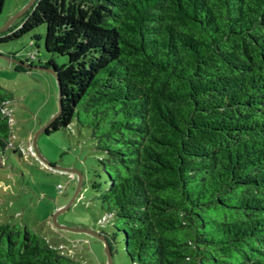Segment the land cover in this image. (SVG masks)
I'll return each instance as SVG.
<instances>
[{
	"label": "trees",
	"instance_id": "trees-1",
	"mask_svg": "<svg viewBox=\"0 0 264 264\" xmlns=\"http://www.w3.org/2000/svg\"><path fill=\"white\" fill-rule=\"evenodd\" d=\"M18 18L0 43L43 25L45 52L66 57L42 58L33 38L20 61L60 82L43 131L75 124L95 141L111 254L122 242L131 264H264V0H35ZM12 101L0 85V165L31 154ZM65 248L0 220V264H81Z\"/></svg>",
	"mask_w": 264,
	"mask_h": 264
},
{
	"label": "rangeland",
	"instance_id": "rangeland-1",
	"mask_svg": "<svg viewBox=\"0 0 264 264\" xmlns=\"http://www.w3.org/2000/svg\"><path fill=\"white\" fill-rule=\"evenodd\" d=\"M28 1L5 0L0 13V26ZM13 23L19 24L20 19L16 18ZM33 38L39 44L42 58L53 57L59 65L66 61L64 56L45 52L43 25L19 38L0 43V85L13 94L7 111L12 116L14 144L21 143L30 148L29 143H33L36 136L38 148L37 153L24 156L10 149L6 151L7 159L5 163L2 160L0 165V220L11 216L16 222L25 223L44 235L50 242L61 241L65 244V252L81 264H108L103 239L85 230L58 227L53 222V215L59 207L68 205L58 212V224L111 232L110 224L102 227L104 210L97 198L98 193L91 186L94 172L101 168L89 129L74 124V132L61 129L45 133L42 127L58 109L56 76L40 67L18 68L17 65L21 64L9 58L14 54L16 60H24L27 52L34 49L29 46ZM33 65L39 63L35 61ZM2 155L0 152V161ZM67 168L82 173L79 189L77 172L74 176ZM112 261L113 264H131L122 242L113 244Z\"/></svg>",
	"mask_w": 264,
	"mask_h": 264
},
{
	"label": "water",
	"instance_id": "water-1",
	"mask_svg": "<svg viewBox=\"0 0 264 264\" xmlns=\"http://www.w3.org/2000/svg\"><path fill=\"white\" fill-rule=\"evenodd\" d=\"M35 2V0H29L17 13H15L4 25L0 26V31H3V30H6L14 21L16 18H18L19 16H21L26 10H28L31 5ZM8 58V57H7ZM12 61H16L17 63L23 65L24 67L26 68H32V67H40V68H43V69H48L50 71H52L55 76H56V79H57V85H58V109L57 111L52 115V117L47 121V123L44 124V126L42 127V130H44L49 124L50 122L59 114L60 110H61V107H62V101H61V90H60V82H59V79H58V76L56 74V71L54 70V68L52 67H46V66H40V65H33V64H28L26 62H23V61H20V60H16L15 58H11L9 57ZM40 132V131H39ZM38 132V133H39ZM33 147L35 149V151H38V148H37V144H36V136L33 138ZM37 153V152H36ZM39 153V152H38ZM40 157L41 154L39 153ZM67 171H71V172H74L78 174V178H79V184H78V189L80 188L81 186V182H82V173L74 168H67L66 169ZM77 189V191H78ZM77 191L75 193V195L77 194ZM68 205L64 206V207H59L60 209L53 215V222L56 226L58 227H61V228H69V229H76V230H85L87 232H90V233H93L95 235H97L98 237H100L101 239H103V241L105 242V245H106V253H107V256H108V261L107 263L108 264H113V261H112V254L110 252V249L108 247V240L107 238L105 237V235L101 234L100 232H97V231H94L92 229H89V228H72V227H68V226H64V225H60L57 223V219H56V216L58 214V212L64 208H66Z\"/></svg>",
	"mask_w": 264,
	"mask_h": 264
},
{
	"label": "built area",
	"instance_id": "built-area-1",
	"mask_svg": "<svg viewBox=\"0 0 264 264\" xmlns=\"http://www.w3.org/2000/svg\"><path fill=\"white\" fill-rule=\"evenodd\" d=\"M36 54H37V52H36V50H33L32 52H29L28 53V56H29V59H30V61H33L34 60V58L36 57ZM7 113H10V111L8 110L7 111V109H4ZM30 149V153H32V154H35L36 152H35V149H34V147H33V144L32 145H30V148H28V150ZM24 151H26V150H24ZM26 152H28V151H26ZM74 176L76 175L74 172H71ZM58 187L59 188H61L62 187V185L61 184H59L58 185Z\"/></svg>",
	"mask_w": 264,
	"mask_h": 264
},
{
	"label": "clouds",
	"instance_id": "clouds-1",
	"mask_svg": "<svg viewBox=\"0 0 264 264\" xmlns=\"http://www.w3.org/2000/svg\"><path fill=\"white\" fill-rule=\"evenodd\" d=\"M71 172V171H70ZM76 174V173H75ZM77 175V174H76Z\"/></svg>",
	"mask_w": 264,
	"mask_h": 264
}]
</instances>
